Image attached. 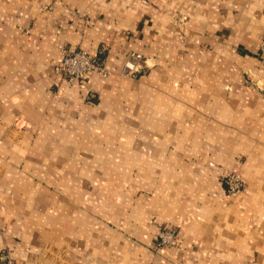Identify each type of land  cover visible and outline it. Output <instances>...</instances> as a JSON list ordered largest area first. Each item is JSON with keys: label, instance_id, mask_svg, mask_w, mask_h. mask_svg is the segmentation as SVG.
I'll return each instance as SVG.
<instances>
[{"label": "crops", "instance_id": "1", "mask_svg": "<svg viewBox=\"0 0 264 264\" xmlns=\"http://www.w3.org/2000/svg\"><path fill=\"white\" fill-rule=\"evenodd\" d=\"M263 36L264 0H0V256L264 264Z\"/></svg>", "mask_w": 264, "mask_h": 264}, {"label": "built area", "instance_id": "2", "mask_svg": "<svg viewBox=\"0 0 264 264\" xmlns=\"http://www.w3.org/2000/svg\"><path fill=\"white\" fill-rule=\"evenodd\" d=\"M61 60L55 67V73L68 83L82 81L88 73L98 72L102 76H108L109 71L104 67L102 58L91 55L82 49H71L64 45L59 46ZM260 50L264 52V36L260 44ZM141 55L130 53L124 62L122 74L133 75L138 69V60ZM225 195L237 196L244 189L242 177L237 172H224L221 175ZM156 246L179 247V236L176 228L168 227L159 230L156 238ZM0 264H16L8 255L0 256Z\"/></svg>", "mask_w": 264, "mask_h": 264}, {"label": "rangeland", "instance_id": "3", "mask_svg": "<svg viewBox=\"0 0 264 264\" xmlns=\"http://www.w3.org/2000/svg\"><path fill=\"white\" fill-rule=\"evenodd\" d=\"M261 44V43H260ZM159 232V231H158ZM158 234V233H157ZM157 234H156V238H157ZM156 240V239H155ZM155 244H156V241H155ZM12 260L16 263V264H19V262L18 261H16V260H14L13 258H12Z\"/></svg>", "mask_w": 264, "mask_h": 264}]
</instances>
